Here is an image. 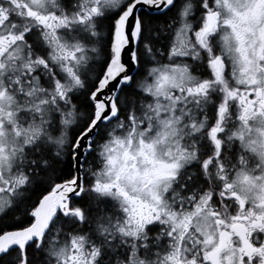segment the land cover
Here are the masks:
<instances>
[{
    "label": "snow or ice",
    "instance_id": "obj_1",
    "mask_svg": "<svg viewBox=\"0 0 264 264\" xmlns=\"http://www.w3.org/2000/svg\"><path fill=\"white\" fill-rule=\"evenodd\" d=\"M0 264H264V0H0Z\"/></svg>",
    "mask_w": 264,
    "mask_h": 264
}]
</instances>
